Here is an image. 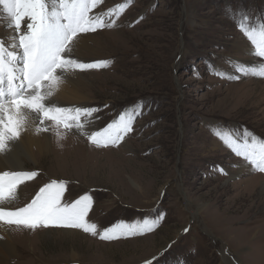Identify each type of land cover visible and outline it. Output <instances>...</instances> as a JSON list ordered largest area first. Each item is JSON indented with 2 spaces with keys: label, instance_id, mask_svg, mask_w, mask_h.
<instances>
[{
  "label": "rangeland",
  "instance_id": "374dc122",
  "mask_svg": "<svg viewBox=\"0 0 264 264\" xmlns=\"http://www.w3.org/2000/svg\"><path fill=\"white\" fill-rule=\"evenodd\" d=\"M118 4L125 7L116 26L93 33L103 39L95 44L103 58L81 52L86 62L111 61L86 70L97 72L82 80L88 107L99 109L86 131L106 127L137 102L142 114L118 146L97 147L81 135L73 152L58 141L36 162L24 158L25 170L37 176L20 185L11 207L25 206L40 187L63 180L65 202L93 196L89 219L101 230L119 220L160 213L164 219L150 233L112 241L77 229L8 225L10 233L19 234L21 257L10 255L7 264H144L153 257H159L158 264H224L221 252L234 264H264L263 183L253 190L243 184L254 174L263 181L264 173L213 131L242 139L246 130L264 140V102L256 91L245 94L264 80L251 74L264 58L254 55L237 29L244 15L250 26L264 23V0H102L90 15ZM6 24L0 7V38L7 46ZM237 67L248 75L237 73ZM229 74L241 78L228 79ZM60 128L63 135L78 137L74 129ZM236 182L242 187H232Z\"/></svg>",
  "mask_w": 264,
  "mask_h": 264
},
{
  "label": "snow or ice",
  "instance_id": "6c2138e0",
  "mask_svg": "<svg viewBox=\"0 0 264 264\" xmlns=\"http://www.w3.org/2000/svg\"><path fill=\"white\" fill-rule=\"evenodd\" d=\"M101 3L102 0H0L7 17L6 27L11 29L10 44L6 46L0 38V156L10 152L13 143L30 127L35 126L38 133L47 131L42 125L48 120L58 128L75 129L86 135L89 143L104 148L118 146L133 131L135 119L142 114V102L121 111L106 127L89 134L86 129L95 119L98 108L59 106L50 100L68 76L105 68L111 63L102 59L86 62L74 54L82 34L113 28L117 24L115 17L125 7L118 4L103 13L90 15ZM248 19L242 16L237 21V29L250 42L254 55L264 58V23L250 26ZM236 72L248 75L244 67H237ZM251 74L264 77V64L251 70ZM241 75L229 74L227 78L240 79ZM36 119L39 124H35ZM213 131L237 157L243 158L253 170L264 173V140L250 137L246 130L242 139L230 131ZM36 176L35 171L0 170V224L31 230L41 227L77 229L100 240L112 241L150 233L164 219V214L160 213L152 218L119 220L101 230L89 219L93 196L86 193L70 203L65 202L67 182L63 180H52L40 187L25 206L11 207L18 199L20 185ZM158 259L153 257L144 264H153V261L158 264Z\"/></svg>",
  "mask_w": 264,
  "mask_h": 264
},
{
  "label": "bare ground",
  "instance_id": "6f19581e",
  "mask_svg": "<svg viewBox=\"0 0 264 264\" xmlns=\"http://www.w3.org/2000/svg\"><path fill=\"white\" fill-rule=\"evenodd\" d=\"M82 36L83 38L78 41L74 54L82 59L83 57L81 54L86 51H89L90 54L92 55L90 57L91 59L103 58L102 56H100V54L96 49L97 47L95 46V44L98 43L101 44L103 41V39H101L100 32L98 34H95L94 36L93 33L86 35L82 34ZM93 72L96 73L97 71L92 70L88 72L86 71L76 72L75 74L68 76V78L64 80V82L61 83L59 87L55 90L54 95L53 97L50 98V100L52 102L57 103L59 106H89L90 97L87 94H85L83 91L84 88L87 86L86 84L85 86H83L84 84L83 82L86 80L84 78L85 75ZM258 86L259 89L257 90L251 87H247V89L245 90V94L247 96L251 92L256 91L258 92L257 96L260 97V101L264 102V80H262L261 84H259ZM35 124H39L38 119L35 120ZM42 127H46L48 130L38 133L36 131V127L33 126L30 127L27 131L21 133L19 140L13 143L12 150L3 156H0V170H22V169L25 170L24 158L32 162H36L37 156L43 157L50 152L51 150L50 143L52 144L53 142L59 141L60 145H66L64 149H68L69 150L68 152H73L78 148V146H75V144L78 145L82 141L81 134H79L78 132L77 133L74 132L78 136L75 138L74 136L71 135H67V134L63 135L62 133H64V131H62L60 127L58 128L52 122L45 121ZM74 131L76 130L74 129ZM53 138L54 140L51 141ZM86 146L89 147L87 142H86ZM257 176L260 175L254 174L250 176V178L246 179V181H243V184H245V188H250V190H253L254 186L261 183H263L262 185L264 187V180L260 181V179H258ZM134 185L139 189L137 183L134 182ZM233 186L241 188L242 183L236 182L235 185H232V187ZM259 195H260L259 200L260 202L263 203L264 188H262V192H260ZM18 197H19V191H18ZM16 201L12 202L11 205L15 204ZM222 221L223 219H220L219 224H221ZM9 228L10 227L8 225L0 224V264H7L6 260L8 259V257H10V255L15 254L16 258L21 257V254L18 255L17 250L19 247L16 245L18 244L17 238H19V234L14 235L10 233ZM221 255L224 264H234L232 256L226 255L225 253L222 254V252Z\"/></svg>",
  "mask_w": 264,
  "mask_h": 264
}]
</instances>
